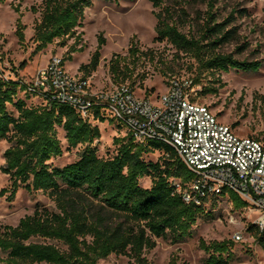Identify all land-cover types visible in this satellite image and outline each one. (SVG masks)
<instances>
[{
	"label": "trees",
	"instance_id": "16d2710c",
	"mask_svg": "<svg viewBox=\"0 0 264 264\" xmlns=\"http://www.w3.org/2000/svg\"><path fill=\"white\" fill-rule=\"evenodd\" d=\"M6 1L0 0V4ZM93 1L43 0L40 6L31 7V13L40 15L33 28L32 42L36 46L33 56L56 41L63 46L67 41H74L64 62L72 61L73 54L82 52L83 46L79 47L82 35L78 30L83 27L85 11L92 7ZM151 2L154 9H159L154 13L155 42L171 45L177 59L194 62L198 71V76L192 79L195 85L200 83L204 73L256 74L264 66V61L239 60L235 54L221 51L238 38L236 28L232 27L233 14L219 22L211 7L204 14L198 34L190 35L181 30L185 9L179 14L170 7H163L161 0ZM14 10L20 12L18 7ZM25 29L19 19L16 36L20 43L25 41ZM97 41L90 63L79 69L83 80H88L99 67L105 40L99 36ZM247 49L246 43L237 48L236 53ZM149 52L141 51L133 39L127 56L114 55L109 62L113 83L122 86L130 82L127 86L136 92L134 72L143 57L152 55ZM154 60L152 55L151 61ZM1 62L0 57V141H7L10 147L4 152L5 163L0 171L10 177L9 201L23 187L29 193H48L58 211L37 208L16 227L0 228V254L4 255L0 257L1 264H99L112 255L129 257L135 264H150L144 254L156 248L157 239L183 243L193 236L199 219H215L206 206L215 207L218 199L196 206L187 204L182 193L177 192L176 184L185 187L193 180V175L174 149L158 141L136 142L124 126L117 123L127 131V141H114L119 145L114 158H99L94 145L101 140V132L95 124L115 122L113 119L95 108L90 121L72 107L49 98L42 99L38 107H27L25 100H16L19 93L29 98L25 83L17 76L6 80ZM25 67L24 62L21 69ZM169 73H173L171 67L162 74L166 77ZM146 80L147 76L141 77V81ZM214 84L218 87H205L201 95H217L225 87L219 79ZM257 100L264 109V95L257 96ZM9 106L15 108L17 117L8 110ZM58 128L66 134L68 150L84 147L79 159L63 168L50 164L64 154ZM155 152L161 154L158 162L144 160V156ZM145 178L151 179L150 188L140 185ZM6 192L2 190L1 195ZM229 198L234 210L242 211L247 206L233 193ZM248 231L264 250V230L250 224ZM232 246L231 241L207 244L201 240L199 247L207 255L203 264H231L234 261ZM169 264L179 263L172 258Z\"/></svg>",
	"mask_w": 264,
	"mask_h": 264
},
{
	"label": "rangeland",
	"instance_id": "374dc122",
	"mask_svg": "<svg viewBox=\"0 0 264 264\" xmlns=\"http://www.w3.org/2000/svg\"><path fill=\"white\" fill-rule=\"evenodd\" d=\"M43 0H7L0 4V57L1 69L7 77L30 83L37 72L44 68L52 57L66 59L69 48L74 41L70 40L63 46L56 41L47 50L33 56L35 44L32 42L34 23L39 19V14L31 13L33 6H40ZM163 7H170L179 14L185 9L186 16L182 18L181 30L185 34H198L199 25L203 23L204 14L212 7L218 15L219 22L234 15L232 27L236 28L238 38L235 42L224 46L221 51L225 54L233 53L239 60L264 61V0H161ZM19 8V13L15 8ZM159 9H154L151 0H133L119 2H103L94 0L92 7L86 9L83 27L78 30L82 35L84 50L72 55V61H65L67 71L79 78L82 65H87L95 53L98 41L102 36L105 46L101 50L100 64L95 73L89 78L94 92L108 91L113 83L109 72V62L114 55L127 56L131 41L143 52H152L155 56L151 61V54L143 57L136 66L133 82L138 96H147L157 100L166 93L169 81L176 79H195L198 76L196 65L187 58L177 59L176 50L167 43H156L155 27L157 24L154 16ZM26 27L25 41L20 43L16 36L17 22ZM248 49L243 53H236V49L244 44ZM150 53V52H149ZM26 67L21 69L22 63ZM167 67L173 69L164 77ZM192 67V69H191ZM16 71V73H15ZM147 76L146 81H141L142 76ZM221 80L225 85L217 95H201L205 87H218L215 81ZM130 85V82L126 83ZM196 100L199 104L208 107L219 120L231 126L241 137H255L264 141V112L257 96L264 95V66L254 73L232 71L226 73H204L198 84ZM16 100H25L27 107H38L43 101L40 97L26 98L24 93H19ZM8 110L18 116L15 108ZM101 132V140L94 146L99 158L111 159L118 153L119 145L116 139L127 141V131L117 123L106 121L96 123ZM58 138L61 141L64 154L52 160L50 164L63 168L75 163L84 147L68 150L65 132L58 128ZM10 147L7 141H0V168L4 165V152ZM161 154L155 152L144 156L146 162L156 163ZM152 181L145 178L140 181L143 188H150ZM10 177L0 171V228L5 226L16 227L20 220L30 216L37 208L58 212L55 203L48 193H29L20 187L15 198L9 201ZM6 189L4 196L1 191ZM207 212L214 215V220L201 218L194 227L193 236L180 244H172L169 240H156V248L146 252L144 257L150 264H169L176 258L179 264H203L207 255L200 249L201 240L207 244L212 242L231 241L234 261L231 264H264V250L255 241L254 236L248 231V226L253 224L256 215L248 210H234L228 198L218 200L215 207L206 206ZM240 235V240L235 239ZM1 258L4 255L0 254ZM1 264V263H0ZM99 264H135L129 257L110 256Z\"/></svg>",
	"mask_w": 264,
	"mask_h": 264
},
{
	"label": "built area",
	"instance_id": "2783aa9c",
	"mask_svg": "<svg viewBox=\"0 0 264 264\" xmlns=\"http://www.w3.org/2000/svg\"><path fill=\"white\" fill-rule=\"evenodd\" d=\"M8 80L10 77L4 75ZM29 96L49 98L92 121L100 108L121 124L136 142L158 141L174 149L193 180L176 184L183 200L201 206L211 199L240 197L244 210L256 215L254 225L264 230V141L241 137L196 100L199 85L173 78L166 93L153 101L138 96L127 85L94 92L90 80L71 75L60 57H52L33 81L25 83ZM235 239L240 240V235Z\"/></svg>",
	"mask_w": 264,
	"mask_h": 264
}]
</instances>
